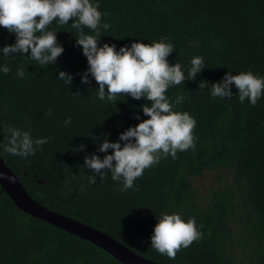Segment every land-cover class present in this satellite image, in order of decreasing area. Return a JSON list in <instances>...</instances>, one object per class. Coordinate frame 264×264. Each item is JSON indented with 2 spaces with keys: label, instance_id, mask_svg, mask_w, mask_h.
I'll list each match as a JSON object with an SVG mask.
<instances>
[{
  "label": "trees",
  "instance_id": "obj_1",
  "mask_svg": "<svg viewBox=\"0 0 264 264\" xmlns=\"http://www.w3.org/2000/svg\"><path fill=\"white\" fill-rule=\"evenodd\" d=\"M102 20L111 27L100 31V43L117 50L132 42L167 38L175 51L169 63L185 71L193 56L205 68L195 80L171 87L167 95L176 110L196 120L195 148L161 159L145 169L132 189L107 174L89 184L84 157L96 152L104 138L115 142L119 133L147 119L141 105L150 102L118 95L115 102L96 98L89 76L81 84L87 59L75 43L77 30L57 31L64 51L54 65L41 66L26 56L4 57L8 74L0 73V125L30 130L33 138L47 137L35 155H0L27 193L48 210L98 230L135 255L157 264H264V98L256 106L233 96L210 95L212 83L228 71H252L264 76V0H98ZM84 32L91 33L84 28ZM15 35L0 27V48ZM27 55V54H25ZM24 76H17V69ZM59 71L73 76L72 85L58 79ZM200 81L208 88L201 89ZM76 93V94H75ZM51 109V112H49ZM71 117L72 123L64 120ZM5 132L0 127V141ZM106 136V137H105ZM111 153V149L109 150ZM216 174V184L204 199L193 179ZM177 212L195 217L203 233L199 241L177 252L175 259L150 246L157 216ZM0 264H123L91 244L21 212L0 185Z\"/></svg>",
  "mask_w": 264,
  "mask_h": 264
},
{
  "label": "clouds",
  "instance_id": "obj_2",
  "mask_svg": "<svg viewBox=\"0 0 264 264\" xmlns=\"http://www.w3.org/2000/svg\"><path fill=\"white\" fill-rule=\"evenodd\" d=\"M104 15L98 0H0V27L15 35V42L0 48V55L26 56L41 66L54 65L64 48L57 41V31L50 30L49 26L54 22L69 25L71 20V27L78 32L75 43L88 64L86 70L77 73L81 84L88 85L89 76L94 78L98 85L96 98L100 101L115 102L118 95H123L150 102L141 105L147 119L141 120L137 115L135 119L140 122L120 132L115 142L105 136L97 150L105 154L103 158L96 152L84 157L83 166L91 172L87 176L89 184L97 183V177L103 181L110 173L111 179L119 183L120 191L124 192L134 187L145 169L158 165L161 159L168 156L176 159L178 151L195 148L193 129L196 120L189 112L176 110V106L183 103L182 95H178L173 103L167 92L173 86L184 84L186 79L195 80L205 66L202 56H193L186 77L179 62L169 63L167 58L175 49L166 37L150 44L132 42L118 50L115 44L101 45V29L107 31L111 27L102 20ZM84 28L94 34L85 33ZM9 72L7 63L0 64V73L6 75ZM16 74L23 78L24 69L18 68ZM57 77L72 85L71 74L59 71ZM210 85L213 98L232 97L233 85L241 103L247 100L251 106H256L264 98V76L252 71L238 74L228 71L220 81ZM208 86L206 81L199 83L201 89ZM71 123V117L64 120L66 126ZM0 127L5 132L0 141V155L7 153L27 158L48 142L47 137L33 138L30 130L9 125ZM0 180L15 182L13 176L3 171H0ZM201 228L195 217L162 212L157 216L150 246L170 260L175 259L182 248H188L202 238Z\"/></svg>",
  "mask_w": 264,
  "mask_h": 264
},
{
  "label": "water",
  "instance_id": "obj_3",
  "mask_svg": "<svg viewBox=\"0 0 264 264\" xmlns=\"http://www.w3.org/2000/svg\"><path fill=\"white\" fill-rule=\"evenodd\" d=\"M0 171L15 178L14 183L0 180V185L14 205L24 214L90 242L123 264H157L135 255L108 235L65 215L50 211L39 204L27 193L19 178L6 166L1 158Z\"/></svg>",
  "mask_w": 264,
  "mask_h": 264
},
{
  "label": "rangeland",
  "instance_id": "obj_4",
  "mask_svg": "<svg viewBox=\"0 0 264 264\" xmlns=\"http://www.w3.org/2000/svg\"><path fill=\"white\" fill-rule=\"evenodd\" d=\"M216 184V174L211 172L204 173L203 176L193 179V186L197 196L204 199L210 189Z\"/></svg>",
  "mask_w": 264,
  "mask_h": 264
}]
</instances>
